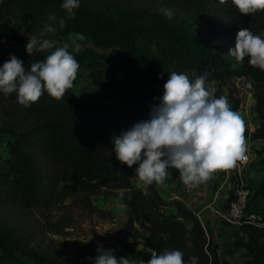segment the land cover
Listing matches in <instances>:
<instances>
[{
  "label": "trees",
  "instance_id": "trees-1",
  "mask_svg": "<svg viewBox=\"0 0 264 264\" xmlns=\"http://www.w3.org/2000/svg\"><path fill=\"white\" fill-rule=\"evenodd\" d=\"M186 1L189 8H185V15L197 19L202 27L208 25L203 36L181 29L176 21L157 15L145 17L143 10L135 8L121 9L114 17L103 5L81 0L75 15L66 17L65 10L60 8L62 0L0 1V41L8 33L17 35L24 25L29 36L43 33L55 40L56 46L74 33H83L91 47L80 51L68 49L80 65L75 79L81 72L113 96L108 103L95 104L81 102L69 90L60 98L44 92L24 106L17 103L15 93L0 94V100L14 115L10 121L0 123V143L4 142L8 154L0 166V264H91L85 257L96 255L97 246L92 242L87 244L85 257L80 260L69 259L57 249L41 248L35 241L41 230L58 235L72 228L69 213L52 220L54 211L62 206L68 211L73 208L106 215L93 206L91 197L117 198L121 191L128 210L123 224L125 238L141 247L134 250L125 245L121 257L148 260L153 250L159 254L166 248H179L188 264H193V257L195 264H228L219 258L218 246L212 242L208 229L184 205L174 203L177 214L166 211L168 203L159 195L157 186L173 181L179 176L177 170L169 169L170 175L163 183L144 185L134 173L136 165L121 170L111 151L114 136L149 118L151 105L158 103L170 71L186 72L190 78L207 71L206 87L214 82V95L227 96L236 111L240 99L233 95L228 83L240 80L253 96L254 112L262 123L252 133L245 125L246 139L264 142V68L248 62L247 55L239 62L227 56L241 28L264 32V8L243 14L227 5L222 8L215 3L207 7V0ZM162 2L172 7L180 1ZM220 10L236 22L210 28ZM50 13L67 20L65 27L57 26L55 33L43 32ZM140 43L154 48L150 58L140 53ZM47 54V50L34 49L31 54L17 57L27 69L31 62L42 60ZM8 58V54L0 52V65ZM111 64L120 67L121 78L114 77L118 69L111 73ZM248 79L253 83L249 84ZM254 152L263 156L264 147ZM252 201L264 202V178L254 188L248 205L249 211H259L253 209ZM37 215L41 218L38 229L34 224ZM239 230L246 235V241L238 239L232 246L247 251L245 264H264V227L242 224Z\"/></svg>",
  "mask_w": 264,
  "mask_h": 264
},
{
  "label": "clouds",
  "instance_id": "clouds-1",
  "mask_svg": "<svg viewBox=\"0 0 264 264\" xmlns=\"http://www.w3.org/2000/svg\"><path fill=\"white\" fill-rule=\"evenodd\" d=\"M239 13L250 14L264 8V0H231ZM81 0H62L60 8L66 17H73ZM171 19L172 9H158ZM66 18L50 13L44 22L43 32L55 33L57 26L64 28ZM43 35V33H41ZM86 39L83 33L71 35V45L56 46L55 40L41 39L36 35L27 38L26 52L47 50L42 60L24 67L23 61L9 54L0 65V94H16L17 103L27 106L44 92L60 98L72 87L80 67L73 52L80 48L79 41ZM248 62L264 68V32L241 28L235 36L234 47L227 56L236 61ZM207 71L190 78L183 71H170L163 84L158 103L151 105L149 118L140 120L127 130L121 131L112 140L115 157L122 164L131 167L144 185L163 183L170 175L169 169L178 171L179 179L185 185L198 184L206 180L211 172L221 165H233L237 157L243 156L247 148L244 116L234 110L227 96H215L214 90L206 87ZM249 84L253 81L248 79ZM155 99V98H154ZM239 113V115H238ZM123 191L117 197L118 207H123ZM114 249L104 248L98 242L94 257H85L91 264H188L179 248L164 249L159 254L153 250L148 260L117 258ZM195 264V258H191Z\"/></svg>",
  "mask_w": 264,
  "mask_h": 264
},
{
  "label": "rangeland",
  "instance_id": "rangeland-1",
  "mask_svg": "<svg viewBox=\"0 0 264 264\" xmlns=\"http://www.w3.org/2000/svg\"><path fill=\"white\" fill-rule=\"evenodd\" d=\"M1 1V0H0ZM89 3L97 5H103L104 8H107L108 13L114 17L119 15V11L121 9H140L143 10L145 17L149 15H157L160 18L166 20L176 21L177 24L181 27V29L188 31L190 33L203 36L204 33L208 31V25L202 27L196 21L197 19H191L185 15V8L188 11L189 6H186V0H179V4L176 6L169 7L167 4L162 2V0H86ZM208 4L205 6L216 5L218 7L227 6L232 7L238 11V9L231 3V0H207ZM216 3V4H215ZM168 7L173 10L174 15L171 19H168L158 11L161 7ZM216 6V7H217ZM192 12V10H191ZM218 15L215 16L214 21H211L210 28H214L216 26L224 27L227 23H235L236 21L233 17H230L229 14L224 12L223 10L218 11ZM239 12V11H238ZM191 14V13H190ZM223 27V26H222ZM227 27V26H226ZM30 34L27 33V28L24 25L20 33L11 34L8 33L5 36V42L0 43V52L6 54H14L15 56L21 54H27L26 52V43L27 38H30L32 35H36L41 39L47 38L45 34ZM60 45L64 43H69L71 45V36L64 40H60L58 42ZM80 50L88 49L91 47V43L88 38L84 41H79ZM140 53L146 57L150 58L154 53V48L148 47L142 43L139 45ZM70 49H73L71 46ZM111 73L120 70V67L116 64H111ZM215 83L212 82L209 84V89L215 87ZM228 87L233 88V95L240 99L239 113L244 116V120L247 123H251L254 125L255 116L253 115L255 100L253 96L247 92L241 85V81L238 79H232L228 83ZM74 93L76 97L81 102H91V103H108L113 99V96L109 90L106 88H101L99 86L94 85L91 81H89L86 76L80 72L78 74V78L73 81V85L71 88L67 89ZM226 92V89L223 90ZM12 111L9 110V106L6 105L5 102L0 100V123L4 121H10L13 118ZM17 116V115H15ZM254 128V129H253ZM253 131L256 129L252 126ZM250 130V132H253ZM4 142L0 143V166L3 164V161L8 157L6 148L4 147ZM116 165L121 166L123 169H126V165L122 164L115 158ZM133 184L139 186V183L133 181ZM117 198L113 195L106 196H94L91 197V203L97 209L101 210L106 215H96L95 213H85L81 212L78 209H70V211L65 210L64 206L59 208V210L54 211L53 219L58 217H64L66 213L68 214L67 218L71 215L70 223L72 225L71 229H66L65 232L63 230L62 234H51L50 232H44L41 230L38 239L35 241L36 245L43 248L57 249L58 253L61 255H65L69 259H83L85 257V251L87 249V244L92 242L93 245L97 246L98 242L103 245L104 248H112L114 249V255L119 258L123 253H125V245L128 246L129 249H140V246L132 245L127 242L124 232H123V224L126 221L128 210L124 205L123 207H118L116 203ZM70 201L63 202L69 203ZM253 202V201H252ZM172 207L169 206L167 210L170 213V209ZM258 209L257 206H254L253 209ZM260 210V209H258ZM262 213V211H260ZM263 214V213H262ZM264 215V214H263ZM35 217V216H34ZM36 219V220H35ZM40 217L38 215L34 218V224L36 229L40 228ZM36 221V222H35ZM34 227V228H35Z\"/></svg>",
  "mask_w": 264,
  "mask_h": 264
},
{
  "label": "crops",
  "instance_id": "crops-1",
  "mask_svg": "<svg viewBox=\"0 0 264 264\" xmlns=\"http://www.w3.org/2000/svg\"><path fill=\"white\" fill-rule=\"evenodd\" d=\"M244 124L249 131H253L252 126L258 128L262 125L256 116L254 125L245 120ZM263 147L264 142L247 139L245 151L249 155V162L243 167L242 175L252 188V192L264 178V155L257 156L254 152ZM232 170L231 165L226 169H215L206 180L191 186L185 185L178 176L171 182L158 185L157 191L161 198L172 207L170 213L177 214L174 209V203L177 202L196 216L201 226L208 229L212 242L218 246L217 254L220 259L226 260L228 264H245L248 259L247 251L244 248L232 246V243L238 239L246 241V235L239 230V226L229 224L218 214L221 209L227 208ZM252 203L264 214L263 201Z\"/></svg>",
  "mask_w": 264,
  "mask_h": 264
},
{
  "label": "built area",
  "instance_id": "built-area-1",
  "mask_svg": "<svg viewBox=\"0 0 264 264\" xmlns=\"http://www.w3.org/2000/svg\"><path fill=\"white\" fill-rule=\"evenodd\" d=\"M5 42V37L1 39L0 43ZM123 73L117 70L114 73L115 78H121ZM249 162V155L245 151L243 156L236 159L232 170V182L228 195L227 208L218 213L222 219L229 224L241 226L242 224H252L258 227H264V215L260 211H249V202L251 198V188L242 175L243 167ZM230 166V165H228ZM227 166V167H228ZM226 169V167H225Z\"/></svg>",
  "mask_w": 264,
  "mask_h": 264
},
{
  "label": "snow or ice",
  "instance_id": "snow-or-ice-1",
  "mask_svg": "<svg viewBox=\"0 0 264 264\" xmlns=\"http://www.w3.org/2000/svg\"><path fill=\"white\" fill-rule=\"evenodd\" d=\"M238 115H239V113H238Z\"/></svg>",
  "mask_w": 264,
  "mask_h": 264
}]
</instances>
